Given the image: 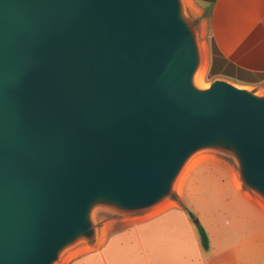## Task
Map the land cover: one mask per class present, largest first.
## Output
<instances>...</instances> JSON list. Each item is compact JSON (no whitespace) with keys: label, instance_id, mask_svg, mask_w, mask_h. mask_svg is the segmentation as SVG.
Returning a JSON list of instances; mask_svg holds the SVG:
<instances>
[{"label":"water","instance_id":"water-1","mask_svg":"<svg viewBox=\"0 0 264 264\" xmlns=\"http://www.w3.org/2000/svg\"><path fill=\"white\" fill-rule=\"evenodd\" d=\"M200 66L182 0H0V264H56L202 152L264 203V93Z\"/></svg>","mask_w":264,"mask_h":264},{"label":"crops","instance_id":"crops-1","mask_svg":"<svg viewBox=\"0 0 264 264\" xmlns=\"http://www.w3.org/2000/svg\"><path fill=\"white\" fill-rule=\"evenodd\" d=\"M192 1L209 10L203 29L221 58L245 72L264 74V0ZM218 164L231 170L236 194L212 195L206 202L215 210L202 225L207 248L198 236L200 223L182 205L181 193L177 201L168 199L145 213L101 220L95 238L73 247L60 264H264L258 220L264 216V203L243 187L231 166ZM215 184L225 185L221 178Z\"/></svg>","mask_w":264,"mask_h":264},{"label":"rangeland","instance_id":"rangeland-1","mask_svg":"<svg viewBox=\"0 0 264 264\" xmlns=\"http://www.w3.org/2000/svg\"><path fill=\"white\" fill-rule=\"evenodd\" d=\"M182 1L186 16L198 28V40H199V47L201 53V66L199 70L200 76L198 74L197 79L195 80V85L198 88H206L211 84V82H213L216 79H224L232 82L231 80H229L224 76H217L216 78H211L208 75V69H207L208 57H207L206 44L210 43V39L205 34V30L203 29V24L206 23L208 15L203 8L199 7L192 0H190L189 3L187 2V0H182ZM241 86L246 87L257 94L264 93V79L263 81L253 86H243V85ZM193 160L195 161V163ZM192 161L193 164L190 163ZM190 162H189L190 164L188 163V165L186 166L187 168H185V171L187 170L188 171L186 173L185 171H183L181 177L177 181L180 182L179 184L176 183L174 189L175 191L170 199L177 201V196L183 193L182 205L188 210H190L194 214V216H196L195 217L196 220H198L200 226H202L205 223L206 218L211 217L210 216L211 212L213 213L215 212V210H213L211 207L206 206V202L211 201L210 199L212 195L236 194V191L232 187L233 183L231 182L232 180L231 170L221 166L218 163L224 162L227 165L231 166L234 176L237 177V179L239 180L240 178L238 177V170L235 163L228 158H222L221 156L215 154L202 152L195 155L190 160ZM219 178L224 180L225 183L224 186H219L215 184L216 180ZM137 214H141V213H137ZM93 216L96 227L101 226L103 222L101 220L105 218H111L116 216L121 217L120 215H113L105 211H98L94 213ZM258 220L261 230V237L264 238V216L260 215V218ZM69 252L71 251L67 250L66 252H64L59 258L58 262H56V264H60L63 261V259L67 255H69ZM260 256L261 259L264 258V246H261Z\"/></svg>","mask_w":264,"mask_h":264},{"label":"trees","instance_id":"trees-1","mask_svg":"<svg viewBox=\"0 0 264 264\" xmlns=\"http://www.w3.org/2000/svg\"><path fill=\"white\" fill-rule=\"evenodd\" d=\"M208 3H213L214 0H205ZM205 12L209 14V10L206 9ZM208 75L211 78H216L217 76H224L231 80L232 82L243 85V86H253L264 79V74H252L245 72L241 69L235 68L234 66L228 64L216 48V46L210 43V66L208 69ZM191 218H194L192 213H189ZM198 236L203 248L208 247V239L206 233L202 226H197Z\"/></svg>","mask_w":264,"mask_h":264},{"label":"bare ground","instance_id":"bare-ground-1","mask_svg":"<svg viewBox=\"0 0 264 264\" xmlns=\"http://www.w3.org/2000/svg\"><path fill=\"white\" fill-rule=\"evenodd\" d=\"M185 2H186V1H185ZM187 2L189 3V0H187ZM186 4H187V3H186ZM188 6H189V5H188ZM198 74H199V72H198L197 75H196V79H197ZM199 76H200V74H199ZM194 160H195V159H194ZM194 160H193V161H194ZM197 160H198V159H197ZM193 161H192V162L189 161V162H190L191 164H193ZM189 162H188V163H189ZM188 163L186 164V166L188 165ZM190 163H189V164H190ZM194 163H195V161H194ZM186 166L184 167L183 171H185V168H187ZM190 166H191V165H190ZM188 167H189V166H188ZM183 171L181 172L179 178L181 177ZM187 171H188V170H187ZM187 171H185V173H186ZM185 173H184V174H185ZM182 177H183V176H182ZM179 178H178V179H179ZM177 181H178V180H177ZM181 181H182V180H181ZM179 182H180V181H179ZM179 182H177V184H179ZM176 188H177V186H176Z\"/></svg>","mask_w":264,"mask_h":264}]
</instances>
